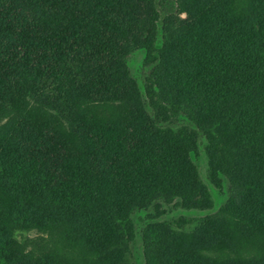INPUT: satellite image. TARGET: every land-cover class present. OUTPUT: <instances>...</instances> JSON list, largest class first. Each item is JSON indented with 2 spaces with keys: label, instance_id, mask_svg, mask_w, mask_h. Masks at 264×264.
I'll list each match as a JSON object with an SVG mask.
<instances>
[{
  "label": "trees",
  "instance_id": "1",
  "mask_svg": "<svg viewBox=\"0 0 264 264\" xmlns=\"http://www.w3.org/2000/svg\"><path fill=\"white\" fill-rule=\"evenodd\" d=\"M167 1L0 0V264H71L26 254L17 231L59 229L103 262L133 238L134 210H211L189 160L200 139L212 178H231L239 242L262 251L215 259L234 230L207 215L188 239L157 211L138 232L144 264H264V0H180L182 20Z\"/></svg>",
  "mask_w": 264,
  "mask_h": 264
},
{
  "label": "rangeland",
  "instance_id": "2",
  "mask_svg": "<svg viewBox=\"0 0 264 264\" xmlns=\"http://www.w3.org/2000/svg\"><path fill=\"white\" fill-rule=\"evenodd\" d=\"M179 2L180 0H168L163 5L165 14L175 19H184L186 14L180 10L181 6L178 4ZM161 33L160 31V35ZM160 38L159 36V41H161ZM144 58L145 52L143 50L132 51L124 58L130 77L137 82L142 92L143 81L146 77L145 75L148 73V68L144 64ZM155 100H157V98H155ZM166 103L161 104L170 112L173 108L172 104L167 101ZM178 107L179 106L174 105V109L179 111L177 117L182 116V114H180L181 110H179ZM100 111L104 113L105 116H112L115 114L114 109L109 107H102ZM199 141L197 153H191L189 155V160L195 168L197 178L209 194V198L212 202L211 210H186L180 205L179 200L168 202L162 199L153 202V206L147 211L139 209L134 210L129 217L133 229V238L127 240V242L125 241L124 243L120 242L117 244V253L111 254V257L106 260L104 259L103 262H101V260L99 261L96 256L90 255L82 248L73 247L68 244L59 229H29L17 231L14 236L16 242L26 254L37 257L44 253L51 252L61 260L70 262L71 264H121L120 257H122L124 253L128 259L127 264H144L138 232L146 222L148 215L157 216V211H159V213H163L157 216L160 221H164L171 231L184 234L188 239L191 238L194 232H199L207 215L210 216V220L217 227L234 230L235 241L233 242V246L231 245L232 248L228 246L227 241H223L222 246L217 245V247L211 248L206 252L207 255L213 256L215 259L253 257L258 252L262 251L260 242L258 243L257 241L247 239L239 242V238L235 232L237 218L233 216L234 214L229 208L231 201L230 197L233 192L231 178L220 169L215 170L216 179L214 180L212 178L209 156L205 150L207 140L200 139ZM155 204L157 208L154 207ZM262 241L261 239V242Z\"/></svg>",
  "mask_w": 264,
  "mask_h": 264
}]
</instances>
